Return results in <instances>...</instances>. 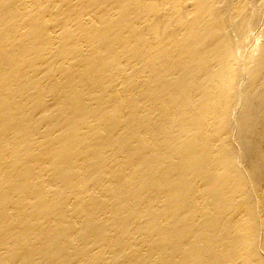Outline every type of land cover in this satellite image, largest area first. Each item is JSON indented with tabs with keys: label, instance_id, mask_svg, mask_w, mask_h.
<instances>
[{
	"label": "bare ground",
	"instance_id": "obj_1",
	"mask_svg": "<svg viewBox=\"0 0 264 264\" xmlns=\"http://www.w3.org/2000/svg\"><path fill=\"white\" fill-rule=\"evenodd\" d=\"M0 264H264V0H0Z\"/></svg>",
	"mask_w": 264,
	"mask_h": 264
}]
</instances>
